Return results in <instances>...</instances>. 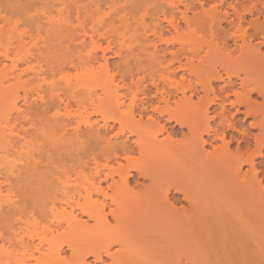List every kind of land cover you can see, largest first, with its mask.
<instances>
[{
    "label": "bare ground",
    "instance_id": "1",
    "mask_svg": "<svg viewBox=\"0 0 264 264\" xmlns=\"http://www.w3.org/2000/svg\"><path fill=\"white\" fill-rule=\"evenodd\" d=\"M229 1L240 5L236 18L213 17L232 32L208 29L200 47L186 44L184 52L205 55L195 56L198 65L186 61L179 80L168 67L150 71L152 95L144 71L128 86L108 77L106 59L95 68L88 56L66 62L74 75L63 85H46L35 59L28 79L13 76L23 92L13 104L25 109L15 103V116L0 126V142L9 139L2 156H23L26 165L0 175V264H264V0ZM0 46L9 60L8 42ZM45 130L52 147L44 157L35 144ZM50 161L57 171L42 175ZM26 196L44 211L21 212Z\"/></svg>",
    "mask_w": 264,
    "mask_h": 264
},
{
    "label": "rangeland",
    "instance_id": "2",
    "mask_svg": "<svg viewBox=\"0 0 264 264\" xmlns=\"http://www.w3.org/2000/svg\"><path fill=\"white\" fill-rule=\"evenodd\" d=\"M219 1L213 0V2L216 3H219ZM207 3L208 0H0V29H2L0 31V41L6 43L8 42L9 44L8 53L6 52L8 54V58L10 57L12 60H14V57L18 56L14 61H12L10 58L8 60L4 55L2 56V54L5 53L3 48L0 46V78L3 76H7L3 77V80L1 82L5 92L0 90V126H3L6 120H10L15 116V111L13 110V105L15 103L17 107H21L23 105V102L21 100H18V102L17 100H15V103L13 104L14 99L17 97L14 96L17 95L16 91L20 96L23 94L21 87L17 88L16 86H14L15 80L13 76H15V74L21 73L22 81L28 79L26 78V75H28V69L31 67V65H33L32 67H34L35 64L37 66L39 61H41L40 64L44 68L43 70L45 71L46 69L44 75H41L43 77L40 76V78H43L46 81V85L51 83L52 80H55L56 83H60L62 85L64 81L70 79L73 80L72 76L74 75V71H70V68L67 66L66 62L69 59L80 60L81 58L87 59L88 57L93 60L95 68H98L97 64H103L104 59H106L105 61L108 62L109 72V76H107L113 77L118 80L117 83H119V79L122 78L127 85L129 81L132 83L133 81L136 82L138 77H142L144 73L145 75L143 76L146 77L147 74L149 75L150 71L151 73L154 72L155 75L161 74L163 71L162 68L165 67L169 68V70L164 71L166 74L170 71H175L174 79L176 78L179 80L181 75L187 76L186 73H184L186 71L185 62H188V60L191 59L192 63L196 62V64L198 65V60H200V58H204L205 53H203L202 55L201 52L203 51L199 53L198 51L200 50L197 49L198 51L197 53H195V56L197 58L200 57L199 59H197L195 58L192 51L190 53L186 51L190 54L189 56L181 49H184L185 47L187 48L188 46V48H190L191 45L192 49L194 48V46L200 47L205 39H209L208 33L210 34V32L208 31V29L210 31L211 29H213L214 32H219L222 30L225 31L224 29L229 30V26H227V23H221L220 27L215 24L217 18L213 16H217L219 11H206L203 5ZM229 3L232 2L226 0L225 4ZM231 18L233 19V16L230 14V17L228 19L231 20ZM249 20H251V17L248 15L245 16V20L243 23L244 27H247L248 24L246 23V21L249 22ZM100 25H104L103 28H100ZM211 26L213 27L210 28ZM214 28L216 30H214ZM97 29H99V31H97L98 33L94 32L93 34L92 32ZM229 31L232 32V30ZM108 43L112 44L113 48L111 51L106 50ZM120 43L124 44V48L121 50H119ZM180 43L181 46L184 45V47H180ZM228 43V47L233 49V42L228 41ZM149 44L156 45L158 47L157 51L153 52L154 50L152 51V49L149 48ZM14 48H17L18 50ZM36 48L39 49L37 52ZM178 48L180 50H178ZM186 48L184 50H186ZM195 49L196 47L194 48V50ZM15 50L17 52L13 53ZM18 51L19 55L17 54ZM22 52H28V54L25 56L26 53ZM33 52L37 54H34ZM180 52L182 53L180 54ZM23 54L25 57H22ZM31 54L32 56H30ZM197 54H199L200 56H198ZM78 57L79 59H77ZM171 57L173 58L171 59ZM176 57L177 63L176 60H174L175 62L170 65V61L174 58L176 59ZM184 57L187 59H185ZM18 58H21L20 61ZM32 59L37 60L38 63H36V61ZM192 59H195L196 61ZM203 60L201 59L202 62ZM178 62L181 67L184 65V67H182L183 69L180 67ZM14 64L17 65L15 66ZM51 64H57L55 65V67L57 68L56 72H53L51 70V68L54 67L51 66ZM168 64L170 66H168ZM178 66L182 70H178ZM201 67L202 66H200V69ZM2 69L5 70L3 71ZM9 69L13 71L10 72L11 70L9 71ZM18 69L20 71H18ZM143 71L144 73L142 74L141 72ZM9 73L10 75H8ZM177 74L179 77H177ZM199 74H201V76L203 77L208 76L207 71H200ZM220 74L222 73L220 72ZM9 76L12 77L8 78ZM222 77H224L223 74ZM115 79L114 84H116ZM148 79L149 76H147V83H144V85H146V89L150 90L151 92H147V94L152 95V90L154 91V88L149 85ZM43 85H45V82L43 83ZM220 85L222 86L221 82L220 84L214 83L213 87L217 89ZM61 89L63 91V87ZM98 93H100L99 90ZM255 97L256 96L254 95L253 99ZM194 100L196 99L194 98ZM257 100L258 102H260L261 99L257 98ZM24 107L22 106L21 108ZM62 110L63 107L59 108V110L57 109V111H59L58 113L61 112V114H63L65 111ZM241 110L243 109L240 108V111ZM55 111L56 109L52 111L50 110L47 112V115L52 116L56 113ZM84 117L87 116L83 115V118ZM240 117L243 118L242 115L237 116L238 119L242 120V118ZM89 119L93 122H95L96 119V121H98V124H100L98 127H100L103 123L100 120L101 118H96V116H92ZM251 121V119H247L246 122L244 121L243 127L248 129V125L251 123ZM83 123H81L80 125L82 127L81 129H86V127L88 129V125H84ZM83 125L85 127H83ZM116 127L118 126L114 125L115 130H117ZM115 130L112 131L113 134L116 132ZM249 132L251 133V135H257L258 133L255 130H250ZM46 133H48V135ZM49 133V131L45 130L44 135H39V137L37 136L38 138H36L37 142L35 144V151H37L38 153L40 152L39 155L43 154L44 157L47 152L46 150H50V148L52 147L50 146V138H48ZM233 136L236 138L238 137L236 133H233ZM8 140L9 139H6L0 142V175L1 172H3L5 173V175L8 174V176H10L9 174L10 172H13L15 164L20 170L23 166L26 165V160L23 156H2V151L6 148V146H8ZM232 145L233 146H231L230 149L234 150V143ZM70 149H68L67 151L69 152ZM242 150L244 149L242 148ZM37 152L36 155L38 154ZM133 156L137 158V156ZM50 162L46 163L44 166L41 165V167H39V171L42 172V175H47V173H49L48 171H50L47 176H51V174H54L55 171H57L58 168L56 169V167L58 164L55 165L56 163ZM16 166L13 173L17 172ZM246 169L247 168L244 166L243 170L245 171ZM3 194L6 193L3 192ZM26 198L27 199H22V201H20L21 206L23 207L20 209L21 212L30 210L31 208H34L35 210L39 208L41 209V212L44 211L43 208H45V203L43 201H41L42 203H32L27 196ZM88 224L92 225L93 223L88 222ZM69 237L70 235L68 234V232H66L64 236H62V240ZM66 253L69 254L68 251ZM68 254H65V256H69ZM178 256L181 257V259L183 258L182 255Z\"/></svg>",
    "mask_w": 264,
    "mask_h": 264
},
{
    "label": "snow or ice",
    "instance_id": "3",
    "mask_svg": "<svg viewBox=\"0 0 264 264\" xmlns=\"http://www.w3.org/2000/svg\"><path fill=\"white\" fill-rule=\"evenodd\" d=\"M203 7L209 12L223 11L225 16L231 14L233 19H235V13L240 8V5L234 3L225 4L224 0H221L220 3L213 2V0H208V3L203 5Z\"/></svg>",
    "mask_w": 264,
    "mask_h": 264
}]
</instances>
